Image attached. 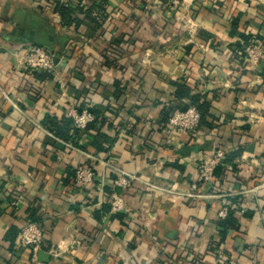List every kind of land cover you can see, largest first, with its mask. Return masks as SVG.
Segmentation results:
<instances>
[{
  "label": "crops",
  "instance_id": "1",
  "mask_svg": "<svg viewBox=\"0 0 264 264\" xmlns=\"http://www.w3.org/2000/svg\"><path fill=\"white\" fill-rule=\"evenodd\" d=\"M54 1L0 0V264H264V62L239 54L264 28V0H73L72 24ZM28 46L53 53L56 73L23 70ZM198 99V136L168 143L169 117ZM85 105L98 113L81 130L68 111ZM218 149L208 197L189 198L199 156ZM84 167L96 176L79 187ZM27 222L44 230L36 263L16 246Z\"/></svg>",
  "mask_w": 264,
  "mask_h": 264
},
{
  "label": "built area",
  "instance_id": "2",
  "mask_svg": "<svg viewBox=\"0 0 264 264\" xmlns=\"http://www.w3.org/2000/svg\"><path fill=\"white\" fill-rule=\"evenodd\" d=\"M60 4L68 5L73 0H58ZM175 6L181 4V0H173ZM1 49V44H0ZM243 57L244 63L253 70L260 68L264 62V28L254 36L248 43L244 44L239 50ZM15 56L19 59V65L23 70L30 73H56L59 63H55L56 56L50 51L39 46H28L16 52ZM92 105H85L83 108H71L68 111L70 118L77 129L85 130L90 124L96 121V116L92 113ZM202 116L195 107H189L187 110H176L167 120L165 131L168 143L172 142V137L176 133H185L192 137L198 136L201 131ZM227 153L222 149L215 150L211 153H204L199 156L196 168L198 171V181L190 186L188 191L189 198H207L203 189L213 184L217 177L219 168L226 166ZM95 171L92 167H84L77 170L75 182L79 187H85L94 182ZM133 178L126 176L119 177L115 182L116 188L123 190L129 189L132 185ZM1 198V193H0ZM110 206L113 212H122L125 210L123 198L119 194H112ZM229 208L225 207L218 213L220 220L228 217ZM17 248L29 251L32 255V262H37V256L44 251V230L41 224L27 222L21 228ZM218 264H240L232 256L220 254Z\"/></svg>",
  "mask_w": 264,
  "mask_h": 264
},
{
  "label": "trees",
  "instance_id": "3",
  "mask_svg": "<svg viewBox=\"0 0 264 264\" xmlns=\"http://www.w3.org/2000/svg\"><path fill=\"white\" fill-rule=\"evenodd\" d=\"M53 9L54 11L58 12L63 20L64 23L66 24H72V22L74 21L73 18H72V9L69 7V6H65L63 4H60L58 0H55L54 1V4H53ZM87 17L91 20V21H95L94 18L91 16V14L89 13L87 15ZM194 106L195 108L200 112L201 116H202V124L201 126L203 125V120H204V117L205 115L208 113V105L206 103H203L201 104L199 99L198 100H194ZM83 108V107H82ZM81 109V108H80ZM92 113L97 117V111L95 109L92 110ZM64 127H67L70 129L71 127V122H67L66 124H64L63 128ZM55 130H54V133L57 135V136H63L64 135V131L62 132L63 129L60 128V126H55L54 127ZM68 132V130H67ZM62 133V134H61ZM63 138H67L68 139V136L64 135ZM227 160V159H226ZM221 170H223V168H219L217 173H219ZM232 214V211L229 213V216H228V219L225 221V223L223 224V226H227L228 224L231 226V227H235L236 226V222L235 220L233 219V217L231 216Z\"/></svg>",
  "mask_w": 264,
  "mask_h": 264
},
{
  "label": "water",
  "instance_id": "4",
  "mask_svg": "<svg viewBox=\"0 0 264 264\" xmlns=\"http://www.w3.org/2000/svg\"><path fill=\"white\" fill-rule=\"evenodd\" d=\"M55 63L57 64V63H59V59L58 58H55ZM45 253L44 252H40L39 253V256H41V257H45Z\"/></svg>",
  "mask_w": 264,
  "mask_h": 264
}]
</instances>
